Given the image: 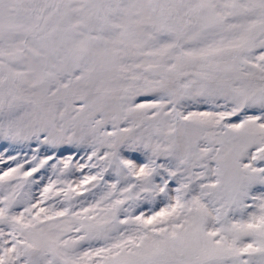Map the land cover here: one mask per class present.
Instances as JSON below:
<instances>
[{
	"label": "snow or ice",
	"instance_id": "snow-or-ice-1",
	"mask_svg": "<svg viewBox=\"0 0 264 264\" xmlns=\"http://www.w3.org/2000/svg\"><path fill=\"white\" fill-rule=\"evenodd\" d=\"M0 264H264V0H0Z\"/></svg>",
	"mask_w": 264,
	"mask_h": 264
}]
</instances>
